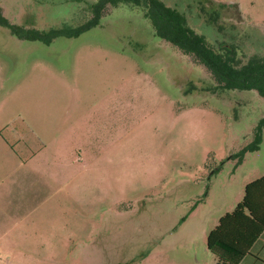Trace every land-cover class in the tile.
<instances>
[{
    "label": "rangeland",
    "instance_id": "obj_1",
    "mask_svg": "<svg viewBox=\"0 0 264 264\" xmlns=\"http://www.w3.org/2000/svg\"><path fill=\"white\" fill-rule=\"evenodd\" d=\"M94 1L0 8L47 32ZM162 1L241 61L264 55V0ZM194 79L211 82L140 6L49 43L0 26V264H214L208 232L264 174V97Z\"/></svg>",
    "mask_w": 264,
    "mask_h": 264
},
{
    "label": "trees",
    "instance_id": "obj_2",
    "mask_svg": "<svg viewBox=\"0 0 264 264\" xmlns=\"http://www.w3.org/2000/svg\"><path fill=\"white\" fill-rule=\"evenodd\" d=\"M119 4L140 6L156 36L169 42L180 53L193 58L195 63L206 69L211 82L194 79L193 89L208 90L210 93L218 90H255L264 97V55H253L241 61L235 45L214 46L205 35L188 24L183 13L162 0H96L90 4L91 17L83 24L69 30L50 29L47 32L13 23L0 8V26L7 28L19 39H38L49 43L55 36H77L97 25L108 6ZM248 148L256 149L257 146ZM263 227L264 175H261L248 182L244 186L242 199L231 211L220 216L218 223L208 232L207 247L211 251L220 248L244 255L249 253L252 243L259 239ZM216 264L231 263L216 253Z\"/></svg>",
    "mask_w": 264,
    "mask_h": 264
},
{
    "label": "crops",
    "instance_id": "obj_3",
    "mask_svg": "<svg viewBox=\"0 0 264 264\" xmlns=\"http://www.w3.org/2000/svg\"><path fill=\"white\" fill-rule=\"evenodd\" d=\"M250 181L251 180L245 182L244 186ZM222 215H220V216H222ZM220 216H219V218H220ZM219 218H218V220H219ZM218 220H217V223H218ZM207 249H208V247H207ZM218 254L221 255L227 261H229L231 264H264V227L261 231L259 239H256L252 243L250 250H249V253H246L244 255H237V254H234L232 252L225 251V250H222L219 248ZM214 264H216V255H215Z\"/></svg>",
    "mask_w": 264,
    "mask_h": 264
}]
</instances>
